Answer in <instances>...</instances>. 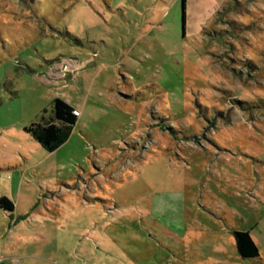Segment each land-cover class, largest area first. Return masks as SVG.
<instances>
[{"label": "rangeland", "instance_id": "1", "mask_svg": "<svg viewBox=\"0 0 264 264\" xmlns=\"http://www.w3.org/2000/svg\"><path fill=\"white\" fill-rule=\"evenodd\" d=\"M58 96L83 117L49 152L25 127ZM0 162L21 210L75 192L24 264H264V0H0Z\"/></svg>", "mask_w": 264, "mask_h": 264}, {"label": "crops", "instance_id": "2", "mask_svg": "<svg viewBox=\"0 0 264 264\" xmlns=\"http://www.w3.org/2000/svg\"><path fill=\"white\" fill-rule=\"evenodd\" d=\"M153 17L155 16H152V18ZM112 95L114 96V98H116L115 91L112 93ZM72 106L76 109L78 113V120L76 123V126H78L79 123L81 122V118L83 117V111L75 107L73 103H72ZM20 165L22 166V164ZM25 165H27V162H25ZM17 167L18 166H12L10 162H4V163L0 162V183L3 185L2 192L0 193V198L2 196H7L14 203L13 210H7L0 206V256L4 258L3 264H24L25 261L30 259L29 256L27 255H24V259H21V256L18 255L16 247L13 245L12 240H11V235L16 231V229L24 221L29 220L30 218H33L34 216L42 218V219H52L53 220L54 215H56V212L60 209L56 207L57 206L56 202L60 200H64V198L68 199L70 196L75 195V192L65 191L63 197L59 198L58 201L51 202L47 200L46 197H44L46 200L44 199V203H43L41 202L42 199L38 197V195H40L41 193V190L38 188V185L35 182H33V193L31 195L30 200L26 204L27 210H21V201L18 198H15V196L12 195L9 190L11 189V187L13 186L15 182L12 179L8 180V178L10 177L9 172L11 170H15ZM54 190L56 189L54 188ZM91 193L93 194L98 193V190L96 189V191L91 192ZM235 246H236V241H235ZM219 251H223V250H219ZM223 253L225 254L226 257H229L226 255L227 254L226 251H223ZM191 256L192 254L190 255L188 253L187 254L185 253L183 256L179 257L180 258L179 260L182 263L185 262V264H190V262L193 260ZM220 257H221L220 255L219 256L211 255L208 257L210 260H208L207 257H202L201 260L198 259L196 260V262L198 264H204L203 262H208V261L209 262H214V261L219 262L216 260ZM223 258L225 257L223 256Z\"/></svg>", "mask_w": 264, "mask_h": 264}, {"label": "trees", "instance_id": "3", "mask_svg": "<svg viewBox=\"0 0 264 264\" xmlns=\"http://www.w3.org/2000/svg\"><path fill=\"white\" fill-rule=\"evenodd\" d=\"M186 0H182L183 9ZM78 120L76 109L64 98L56 97L52 102L51 115H41L25 127V131L47 151L53 152L64 144L70 137ZM0 206L7 210L14 209V203L7 196L0 198ZM238 253L246 259L257 258L259 248L252 238L250 231L232 230Z\"/></svg>", "mask_w": 264, "mask_h": 264}, {"label": "built area", "instance_id": "4", "mask_svg": "<svg viewBox=\"0 0 264 264\" xmlns=\"http://www.w3.org/2000/svg\"><path fill=\"white\" fill-rule=\"evenodd\" d=\"M3 262H4V258L0 256V264H3Z\"/></svg>", "mask_w": 264, "mask_h": 264}]
</instances>
